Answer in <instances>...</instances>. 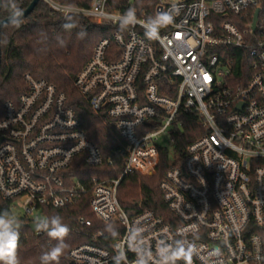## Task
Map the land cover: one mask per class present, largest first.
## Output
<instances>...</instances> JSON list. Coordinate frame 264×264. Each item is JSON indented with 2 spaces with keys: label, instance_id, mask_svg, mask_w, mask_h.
Masks as SVG:
<instances>
[{
  "label": "built area",
  "instance_id": "2783aa9c",
  "mask_svg": "<svg viewBox=\"0 0 264 264\" xmlns=\"http://www.w3.org/2000/svg\"><path fill=\"white\" fill-rule=\"evenodd\" d=\"M64 16L81 14L116 27L102 38L74 84L91 109L110 118L125 143L118 177L80 178L72 167L112 166L82 127L66 94L46 78L26 73L16 98L0 103V193L34 222L43 207L72 206L90 195L94 216L118 224L106 235L72 247L68 264H137L144 253L158 264L161 242L184 240L192 264H264V6L261 0H157L152 13L135 11L138 23L125 29L108 0L81 7L44 0ZM176 5L173 22L155 39L145 36L147 18ZM259 9L255 28L253 22ZM196 113L206 131L187 146L181 165L160 182L172 222L146 208L130 215L118 187L131 174L152 175L160 141L172 143ZM174 154V156H173ZM37 235L43 233L34 231ZM177 264H185L183 260Z\"/></svg>",
  "mask_w": 264,
  "mask_h": 264
},
{
  "label": "trees",
  "instance_id": "16d2710c",
  "mask_svg": "<svg viewBox=\"0 0 264 264\" xmlns=\"http://www.w3.org/2000/svg\"><path fill=\"white\" fill-rule=\"evenodd\" d=\"M32 0H15L23 10ZM64 4L81 7L90 6L91 0H55ZM157 0H108L109 10L126 12L133 9L138 14L152 13ZM264 6V0H261ZM8 0H0V20L9 16L5 7ZM65 24L73 25L65 28ZM1 30V65H0V103L4 99L16 98L26 85L23 77L31 73L36 78H46L63 91L70 106H73L81 120L82 127L89 138L94 141L105 157H112V166L89 167L82 159H78L72 173L82 179L97 176L118 177L122 170L124 156L120 150L125 147L117 129L110 124L106 114L94 112L88 101L75 86L74 81L91 58L93 49L104 37L111 35L116 27H108L91 21L81 14L67 16L54 12L47 2L40 0L34 10L23 18L19 27L5 25ZM86 32L80 38L79 33ZM188 120L183 129L178 132L173 142L176 159L173 161L168 149L161 150L160 162L152 175L131 174L123 178L118 187V199L122 207L130 214L149 208L166 220L172 222V213L162 198L160 182L167 169L174 165H181L187 155V146L206 131L200 117L196 113L187 116ZM90 195L84 196L72 206L52 208L43 207L45 217L59 215L70 228L65 239L64 251L58 262L54 264H68V254L72 247L92 241L86 231L79 230L78 218L85 216L93 221L89 231L103 230L106 235L114 233V229L122 231L118 224L103 223L94 216L89 205ZM11 211V200L5 199L0 193V211ZM20 240L17 255L19 264H41V255L54 246L57 241L48 237L46 232L37 235L30 227L29 220L20 218Z\"/></svg>",
  "mask_w": 264,
  "mask_h": 264
},
{
  "label": "clouds",
  "instance_id": "9594fccd",
  "mask_svg": "<svg viewBox=\"0 0 264 264\" xmlns=\"http://www.w3.org/2000/svg\"><path fill=\"white\" fill-rule=\"evenodd\" d=\"M5 7L9 10L8 22L19 27L23 22L24 10L15 3V0H8ZM178 9L176 5L163 12H158L155 16L147 18L143 27L145 36L149 39H155L158 36L159 30L173 22L174 13ZM138 23L135 11L128 9L120 17V27L125 29L130 25ZM73 25L65 24V28H70ZM80 38L86 36V32L79 33ZM34 229L37 232H46L48 237L57 241L48 251L44 252L41 257V264H54L58 262L62 255L65 245V239L70 233V228L63 222L59 215L50 217L38 216L35 218ZM20 220L7 209L0 211V264H19L17 250L20 240ZM195 253L194 246L184 240H176L174 243H164L158 249L159 261L158 264H177V261L183 260L185 264H192V257ZM116 264H120V255L114 257ZM137 264H148V254L144 253L138 259Z\"/></svg>",
  "mask_w": 264,
  "mask_h": 264
},
{
  "label": "water",
  "instance_id": "95a60500",
  "mask_svg": "<svg viewBox=\"0 0 264 264\" xmlns=\"http://www.w3.org/2000/svg\"><path fill=\"white\" fill-rule=\"evenodd\" d=\"M39 1H40V0H32V1L30 2V4L27 6V8L24 9V16H23V18L26 17L29 13H31V12L34 10L35 6L38 4ZM258 12H259V9H258L257 12H256V16H255V19H254V22H253V28H255V24H256V20H257ZM7 24H10V23L8 22V17H7V18H4V19H2V20H0V65L2 64V63H1V47H2V46H1V30H3L2 28H3L5 25H7ZM38 216H41V210L39 211ZM28 225H29V227H30L33 231H35V229H34V225H33V222L29 223Z\"/></svg>",
  "mask_w": 264,
  "mask_h": 264
},
{
  "label": "rangeland",
  "instance_id": "374dc122",
  "mask_svg": "<svg viewBox=\"0 0 264 264\" xmlns=\"http://www.w3.org/2000/svg\"><path fill=\"white\" fill-rule=\"evenodd\" d=\"M160 141L163 145H167L170 148V151L172 150V143L170 141V136L168 135L167 132H163L160 135ZM173 156H174V154H173ZM11 211L18 219L23 218L25 215V212L23 211V209H21L17 205H13L11 208Z\"/></svg>",
  "mask_w": 264,
  "mask_h": 264
}]
</instances>
